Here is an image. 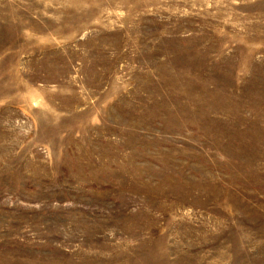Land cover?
<instances>
[{
  "label": "rangeland",
  "instance_id": "rangeland-1",
  "mask_svg": "<svg viewBox=\"0 0 264 264\" xmlns=\"http://www.w3.org/2000/svg\"><path fill=\"white\" fill-rule=\"evenodd\" d=\"M0 264H264V0H0Z\"/></svg>",
  "mask_w": 264,
  "mask_h": 264
}]
</instances>
